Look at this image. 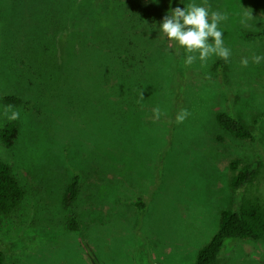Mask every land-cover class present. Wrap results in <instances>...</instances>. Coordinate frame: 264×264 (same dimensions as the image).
Instances as JSON below:
<instances>
[{"label": "rangeland", "instance_id": "1", "mask_svg": "<svg viewBox=\"0 0 264 264\" xmlns=\"http://www.w3.org/2000/svg\"><path fill=\"white\" fill-rule=\"evenodd\" d=\"M12 121L0 159L25 198L0 228L5 264H195L222 211L264 205V0H0ZM234 160L260 164L238 195ZM76 174L81 232L62 203ZM216 264H264V244L229 239Z\"/></svg>", "mask_w": 264, "mask_h": 264}, {"label": "trees", "instance_id": "2", "mask_svg": "<svg viewBox=\"0 0 264 264\" xmlns=\"http://www.w3.org/2000/svg\"><path fill=\"white\" fill-rule=\"evenodd\" d=\"M261 37V35H249ZM3 102L10 107H25L30 101L16 96L4 97ZM216 121L226 132L236 139L246 141L255 138L254 132L239 118L228 113H219ZM20 125L12 121L0 129V139L7 147H13L20 137ZM233 176L230 186L235 194L253 185L260 173V164L257 167L246 165L241 160H234L230 164ZM82 177L76 174L67 185L62 203L69 211V230L81 232V225L74 214V206L81 191ZM25 198V191L20 185L11 165L0 159V228L20 209ZM143 207V206H141ZM229 239H251L264 244V205L256 198L236 201L235 205L222 211L219 229L211 241L198 253L195 264H216L224 244ZM0 264L5 259L0 255Z\"/></svg>", "mask_w": 264, "mask_h": 264}]
</instances>
